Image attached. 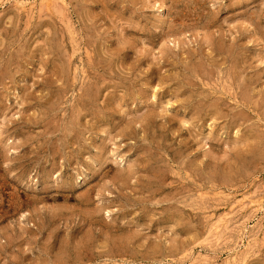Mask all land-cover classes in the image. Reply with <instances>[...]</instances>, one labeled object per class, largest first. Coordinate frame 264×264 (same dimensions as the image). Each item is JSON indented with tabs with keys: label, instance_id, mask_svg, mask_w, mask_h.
Listing matches in <instances>:
<instances>
[{
	"label": "rangeland",
	"instance_id": "1",
	"mask_svg": "<svg viewBox=\"0 0 264 264\" xmlns=\"http://www.w3.org/2000/svg\"><path fill=\"white\" fill-rule=\"evenodd\" d=\"M0 264H264V0H0Z\"/></svg>",
	"mask_w": 264,
	"mask_h": 264
},
{
	"label": "bare ground",
	"instance_id": "2",
	"mask_svg": "<svg viewBox=\"0 0 264 264\" xmlns=\"http://www.w3.org/2000/svg\"><path fill=\"white\" fill-rule=\"evenodd\" d=\"M69 65V64H68ZM62 70V69H61ZM58 76V75H57ZM159 184V183H158ZM151 189V188H150ZM155 189V188H154ZM27 193V192H26ZM23 197V196H22ZM17 207V206H16Z\"/></svg>",
	"mask_w": 264,
	"mask_h": 264
}]
</instances>
